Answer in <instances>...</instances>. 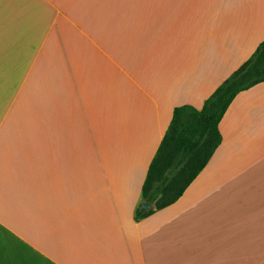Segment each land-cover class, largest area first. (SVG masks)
<instances>
[{"label": "crops", "instance_id": "crops-1", "mask_svg": "<svg viewBox=\"0 0 264 264\" xmlns=\"http://www.w3.org/2000/svg\"><path fill=\"white\" fill-rule=\"evenodd\" d=\"M263 40L264 0H0V264H264V81L134 219L174 108Z\"/></svg>", "mask_w": 264, "mask_h": 264}, {"label": "trees", "instance_id": "trees-1", "mask_svg": "<svg viewBox=\"0 0 264 264\" xmlns=\"http://www.w3.org/2000/svg\"><path fill=\"white\" fill-rule=\"evenodd\" d=\"M264 81V40L252 55L233 71L197 109L175 107L171 122L149 166L142 186L141 202L156 209L166 207L182 195L208 163L221 143L218 123L241 91ZM136 208L134 219L152 213Z\"/></svg>", "mask_w": 264, "mask_h": 264}, {"label": "water", "instance_id": "water-1", "mask_svg": "<svg viewBox=\"0 0 264 264\" xmlns=\"http://www.w3.org/2000/svg\"><path fill=\"white\" fill-rule=\"evenodd\" d=\"M151 208V205H149V204H147V203H145V202H142L141 203V209L142 210H148V209H150Z\"/></svg>", "mask_w": 264, "mask_h": 264}, {"label": "rangeland", "instance_id": "rangeland-1", "mask_svg": "<svg viewBox=\"0 0 264 264\" xmlns=\"http://www.w3.org/2000/svg\"><path fill=\"white\" fill-rule=\"evenodd\" d=\"M25 80V79H24Z\"/></svg>", "mask_w": 264, "mask_h": 264}]
</instances>
